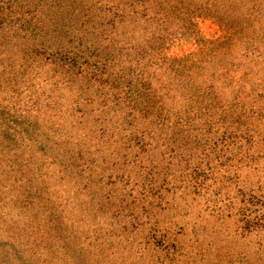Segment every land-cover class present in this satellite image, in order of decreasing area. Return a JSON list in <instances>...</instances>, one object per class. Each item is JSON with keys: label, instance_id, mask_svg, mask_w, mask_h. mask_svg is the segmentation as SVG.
<instances>
[{"label": "rangeland", "instance_id": "374dc122", "mask_svg": "<svg viewBox=\"0 0 264 264\" xmlns=\"http://www.w3.org/2000/svg\"><path fill=\"white\" fill-rule=\"evenodd\" d=\"M0 264H264V0H0Z\"/></svg>", "mask_w": 264, "mask_h": 264}, {"label": "trees", "instance_id": "16d2710c", "mask_svg": "<svg viewBox=\"0 0 264 264\" xmlns=\"http://www.w3.org/2000/svg\"><path fill=\"white\" fill-rule=\"evenodd\" d=\"M132 86H133V83H132ZM139 95H145V97H141V98H142V103H143V109L146 110V112H149V109L156 107V102L158 101L152 100L153 98L151 97V94L149 93V89H146V91L141 92V94ZM160 106H162L161 108H163L162 102L160 103Z\"/></svg>", "mask_w": 264, "mask_h": 264}]
</instances>
